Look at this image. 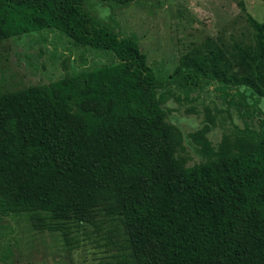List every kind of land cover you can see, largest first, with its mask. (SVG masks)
<instances>
[{"label": "trees", "instance_id": "16d2710c", "mask_svg": "<svg viewBox=\"0 0 264 264\" xmlns=\"http://www.w3.org/2000/svg\"><path fill=\"white\" fill-rule=\"evenodd\" d=\"M86 1L0 0V43L53 30L117 60L0 94V219L27 214L67 244L75 226L117 221L126 264H264V18L234 0L254 44L236 43L229 56L209 40L161 80L138 38L104 25ZM174 85L187 93L217 85L257 127L215 148L208 117L190 134L204 161L188 166L164 108Z\"/></svg>", "mask_w": 264, "mask_h": 264}, {"label": "rangeland", "instance_id": "374dc122", "mask_svg": "<svg viewBox=\"0 0 264 264\" xmlns=\"http://www.w3.org/2000/svg\"><path fill=\"white\" fill-rule=\"evenodd\" d=\"M248 12L264 18V0H245ZM86 10L120 35H134L149 65L161 80L173 73L182 54L209 40L229 55L236 43L254 44V32L234 0H133L118 6L111 0H87ZM113 54L75 43L58 31L45 30L0 43V94L46 85L66 76L115 63ZM217 86V85H216ZM187 93L169 87L164 108L178 130L177 154L188 166L204 161L190 134L213 120L209 140L217 148L225 135H234L256 120L214 89ZM253 104L256 96L241 89ZM165 92L162 90L161 93ZM259 108L264 113V98ZM209 121V122H208ZM180 133V134H179ZM233 137V138H234ZM72 244L59 234L35 228L27 214L0 219V264H126L124 229L105 218L73 228Z\"/></svg>", "mask_w": 264, "mask_h": 264}]
</instances>
